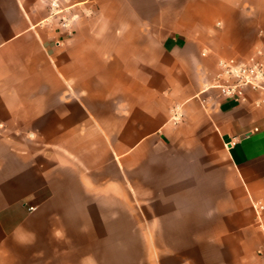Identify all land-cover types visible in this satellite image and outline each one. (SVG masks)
<instances>
[{"label": "crops", "instance_id": "crops-1", "mask_svg": "<svg viewBox=\"0 0 264 264\" xmlns=\"http://www.w3.org/2000/svg\"><path fill=\"white\" fill-rule=\"evenodd\" d=\"M62 1L0 0V264H262L264 93L213 85L264 0Z\"/></svg>", "mask_w": 264, "mask_h": 264}, {"label": "built area", "instance_id": "built-area-1", "mask_svg": "<svg viewBox=\"0 0 264 264\" xmlns=\"http://www.w3.org/2000/svg\"><path fill=\"white\" fill-rule=\"evenodd\" d=\"M50 21H56L58 28L66 38L74 34L76 14L72 5H66L62 0H50L49 15ZM61 41L57 42L59 45ZM214 88L220 95L237 104L245 101L247 90L264 93V62L262 53L255 51L246 59L230 58L222 59L218 63V73L215 77ZM264 100L255 102V106L263 104ZM36 208L31 207L30 211ZM251 209L257 220L258 227L264 234V223L262 215L264 203L262 201H252ZM262 264H264V250L260 252Z\"/></svg>", "mask_w": 264, "mask_h": 264}, {"label": "rangeland", "instance_id": "rangeland-1", "mask_svg": "<svg viewBox=\"0 0 264 264\" xmlns=\"http://www.w3.org/2000/svg\"><path fill=\"white\" fill-rule=\"evenodd\" d=\"M146 217H147V218H151V217H152V214H151L150 211H146ZM114 233H115V228H114ZM160 245L162 246L163 244H160ZM113 246H114V247H113L114 251L117 250V249H119V247H118L116 244H113ZM123 249H124V250H125V249H128V250H129V249H131V248H130V247H127V248H126V247L123 245Z\"/></svg>", "mask_w": 264, "mask_h": 264}]
</instances>
